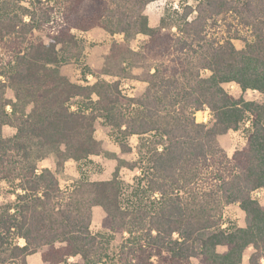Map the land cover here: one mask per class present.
Wrapping results in <instances>:
<instances>
[{
	"label": "trees",
	"instance_id": "obj_1",
	"mask_svg": "<svg viewBox=\"0 0 264 264\" xmlns=\"http://www.w3.org/2000/svg\"><path fill=\"white\" fill-rule=\"evenodd\" d=\"M154 1L0 0V181L15 196L0 210V264H28L38 252L44 264H101L117 234V264H241L249 248L248 264H262L264 205L252 194L264 189V107L225 85L264 95V0H180L152 27L145 9ZM96 28L119 37L104 73L139 68V96L123 95L118 81L80 85L60 73L80 50L73 31ZM206 109L208 124L197 123ZM246 117L245 144L229 157L218 136ZM98 118L123 154L138 137L141 175L125 206L120 171L138 162L105 151ZM4 126L16 134L3 137ZM32 147L54 153L57 168L95 155L116 164L111 179L64 191L31 163ZM228 205L244 213L243 226L223 227ZM96 206L104 216L93 233Z\"/></svg>",
	"mask_w": 264,
	"mask_h": 264
},
{
	"label": "rangeland",
	"instance_id": "obj_2",
	"mask_svg": "<svg viewBox=\"0 0 264 264\" xmlns=\"http://www.w3.org/2000/svg\"><path fill=\"white\" fill-rule=\"evenodd\" d=\"M179 1L180 0H156L149 3L145 9V13L148 16L150 26L155 27L158 25L159 19L162 16L166 6L171 5L174 8H178L180 3ZM189 2L192 3L191 0ZM73 33L80 42V50L78 51L76 57L72 58L69 63L62 64L60 66L59 71L62 75L67 77L71 82L80 85L92 84L96 81V77L110 82L118 81L119 89L123 91L124 94L130 95L131 97H137L144 91L147 84L140 80L141 70L139 68L129 69V74L124 76H111L104 73V70L106 69L105 56L109 52L112 42L119 39L118 36H112L99 28L85 32L74 30ZM144 39L145 37L143 36L136 37V39L131 44L132 49L138 50ZM234 43L238 49L243 48V43L240 41H235ZM126 72H128V69ZM202 75L208 76L209 72L204 71L202 72ZM225 89L234 97L242 96L244 99L248 101H254L264 107V95L257 91L248 90L242 93L239 87L234 83L226 84ZM5 97L8 99H13V91L11 89H7L5 91ZM81 102L82 101L78 98L73 99L70 102L72 110H74L76 105L80 104ZM210 117L211 113L207 109L198 111L195 114L196 122L201 124H208ZM205 118L206 120H204ZM249 126V117H246V120L241 124L238 130L228 131L218 136L221 146L225 149L229 157H231L236 150H239L244 146L249 131ZM1 134L3 137L9 138L16 134V129L5 126L2 128ZM95 137L102 143L105 151L116 153L121 158L130 162H138V166L134 170L123 168L120 171V179L123 184V194L121 199L122 204L125 206L127 198H129L131 193L138 186L137 179L141 175L140 167L142 164L140 162V154L138 151V137L134 136L129 139V145L132 149L131 152L126 154L121 153L115 138L111 134L110 130L106 127L102 118H98L96 121ZM52 159L55 161L54 153L50 152L49 150L32 147L30 160L31 163L36 166V168H40L41 162L43 160L48 162V160ZM114 166V160L108 159L104 155H100L93 156L92 159L82 161V163L77 166L79 173V177L77 178L70 176L71 178L68 180L67 176H69V174H63V167L57 168L56 166L54 173L56 174L57 178L60 179V184L63 187L68 188V185L74 186L77 181L81 179L87 181H103L105 179L109 180L112 177ZM17 182L18 180H15L14 183L16 184ZM10 191V185L6 181H0V210L5 204L14 202L15 196L11 194ZM252 197L264 205V189L255 191L252 194ZM244 220V213L238 208L237 205H228L225 207L223 227L234 225L243 226ZM91 231L93 233L100 232L101 221L98 222L95 220V222H93L91 225ZM121 238L122 236L119 234L113 236L108 245V256L101 264H117L116 256ZM218 250L223 251L224 248L219 247ZM251 252L252 248H249L246 251L241 264H248V258ZM75 260H79V258L71 259L70 261ZM193 263L198 264L196 259H193ZM28 264L44 263L41 262V260L38 258V255H35L29 258ZM262 264H264V261H262Z\"/></svg>",
	"mask_w": 264,
	"mask_h": 264
},
{
	"label": "crops",
	"instance_id": "obj_3",
	"mask_svg": "<svg viewBox=\"0 0 264 264\" xmlns=\"http://www.w3.org/2000/svg\"><path fill=\"white\" fill-rule=\"evenodd\" d=\"M72 109V108H71ZM5 127V126H4ZM134 137V136H133ZM132 138V137H131ZM130 138V139H131ZM116 154V153H115ZM95 156H100V155H95ZM93 158V156H90L88 159H92ZM87 159V160H88ZM113 160V159H112ZM83 161H85V160H83ZM115 161V160H114ZM82 163V161H80V162H76V161H73V160H68V161H66L65 163H64V165H63V174L65 175V174H69V176H67V179L69 180V178H71L72 176L74 177V178H77V177H79V173H78V170H77V166L78 165H80ZM115 164H116V162H115ZM55 167H56V159H55V161L52 159V160H48V162L47 161H45V160H43L42 162H41V165H40V168H48V169H50L51 171H53L54 172V169H55ZM115 167V166H114ZM39 168V169H40ZM114 170V169H113ZM56 175V174H55ZM71 176V177H70ZM57 177V176H56ZM58 179V178H57ZM59 180L60 179H58V182H59ZM70 180H72V179H70ZM105 180H108V179H105ZM105 180H103V181H105ZM59 187L62 189V190H64V191H69V190H71L72 188H73V185H68V188L67 187H63L61 184H60V182H59ZM64 188V189H63ZM66 189H69V190H66ZM260 190V189H259ZM103 216H104V212H103V210L100 208V207H98V206H96V207H94L93 209H92V223H91V225L93 224V222H95V220L96 221H98V222H100L101 221V219L103 218ZM19 243H20V245H23L24 244V242L22 241V240H20L19 241ZM37 256L38 255V258L41 260V262H42V259H41V253H35V254H33V255H30V256H28V258H27V261L29 260V258L30 257H32V256ZM244 258V257H243ZM262 261H264V260H262ZM243 262V261H242Z\"/></svg>",
	"mask_w": 264,
	"mask_h": 264
},
{
	"label": "built area",
	"instance_id": "obj_4",
	"mask_svg": "<svg viewBox=\"0 0 264 264\" xmlns=\"http://www.w3.org/2000/svg\"><path fill=\"white\" fill-rule=\"evenodd\" d=\"M121 92H122L123 95L128 96V97H131L130 95H126V94H124L123 91H121ZM132 97H133V96H132ZM204 120H206V118H205ZM70 260H71V259H70Z\"/></svg>",
	"mask_w": 264,
	"mask_h": 264
}]
</instances>
